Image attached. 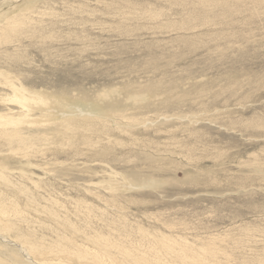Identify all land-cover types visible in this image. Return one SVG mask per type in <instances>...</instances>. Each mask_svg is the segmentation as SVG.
I'll use <instances>...</instances> for the list:
<instances>
[{"label": "rangeland", "instance_id": "obj_1", "mask_svg": "<svg viewBox=\"0 0 264 264\" xmlns=\"http://www.w3.org/2000/svg\"><path fill=\"white\" fill-rule=\"evenodd\" d=\"M0 208V264H264V0H0Z\"/></svg>", "mask_w": 264, "mask_h": 264}, {"label": "bare ground", "instance_id": "obj_2", "mask_svg": "<svg viewBox=\"0 0 264 264\" xmlns=\"http://www.w3.org/2000/svg\"><path fill=\"white\" fill-rule=\"evenodd\" d=\"M18 21H19V20H18ZM10 24H11V23H10ZM16 24H17V23H16ZM13 25H15V24H13ZM22 25H23V24H22ZM9 26H10V25H9ZM15 26L17 27V25H15ZM15 26H14V27H15ZM18 26H19V25H18ZM14 27H13V28H14ZM10 28H11V27H10ZM10 28H9V30H10ZM7 29H8V28H7ZM17 29H18V27H17ZM13 30H14V29H13ZM11 32H12V31H11ZM18 32H19V31H18ZM2 177H3V176H2ZM1 180H2V179H1ZM10 181H11V180H10ZM13 186H14V185H13ZM21 188H22V187H21ZM24 189H25V188H24ZM18 192H19V191H18ZM28 195H29V194H28ZM26 198H27V197H26ZM46 203H47V202H46ZM50 203H51V202H50ZM1 204H2V203H1ZM38 205H39V204H38ZM1 206H2V205H1ZM2 207H3V206H2ZM5 208H6V207H5ZM5 208H4V212L7 211V210H5ZM19 209H20V208H19ZM13 210H14V209H13ZM43 210H44V209H43ZM0 211H1V208H0ZM2 211H3V210H2ZM7 212H8V211H7ZM5 213H6V212H5ZM6 215H7V214H6ZM12 222H13V221H12ZM4 223H5V222H4ZM1 225H2V224H1ZM12 225H13V224H12ZM26 237H27V236H26ZM5 238H6V237H5ZM15 245H16V244H15ZM24 245H25V244H24ZM16 246H17V245H16ZM18 246H19V245H18ZM22 246H23V245H22ZM23 248H24V246H23ZM25 249H26V248H25ZM105 249H106V248H105ZM20 250H23V249H20V248H19V251H20ZM58 250H59V249H58ZM20 252H21V251H20ZM24 253H25V252H24ZM25 257H27V255H25ZM28 257H29V256H28ZM25 259H26V258H25ZM31 260L33 261L32 258H31ZM28 261H30V260H28ZM23 262H24V261H23ZM33 262L36 264L35 261H33ZM30 263H32V262H30Z\"/></svg>", "mask_w": 264, "mask_h": 264}]
</instances>
